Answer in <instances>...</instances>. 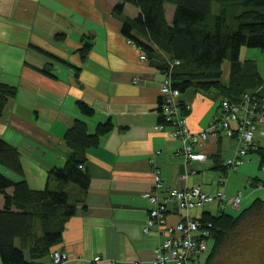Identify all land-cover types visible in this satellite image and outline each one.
<instances>
[{
	"label": "crops",
	"instance_id": "1",
	"mask_svg": "<svg viewBox=\"0 0 264 264\" xmlns=\"http://www.w3.org/2000/svg\"><path fill=\"white\" fill-rule=\"evenodd\" d=\"M116 1L0 0V81L18 88V96L7 105L13 117L7 111L0 116V138L18 146L44 179L50 166L61 165L68 156L63 133L75 118L84 119L89 132L108 118L113 125L97 146L86 150L87 190L68 187L75 212L64 225L62 241L53 247L68 253L64 264H153L161 227L143 229L151 207L146 191L162 196L168 189L198 184L212 195L225 194L191 209L169 201L167 225L185 216L200 219L203 213L238 216L255 198H264V169L254 153L234 167L224 166L237 153L235 136L216 130L199 146L206 159L186 160L181 139L171 134L173 127L157 128L163 74L149 59H140L141 50L121 33L120 18L112 12ZM136 12L125 6L127 15ZM56 31L65 36L56 39ZM82 37L91 44L83 57L78 50ZM248 52L241 48V59ZM252 54L264 78V50ZM221 96L216 90L181 92L180 98L191 103L187 123L192 131L207 127ZM76 100L92 106L93 115L83 116ZM254 142L264 146V122L257 125ZM0 171L21 178L2 166ZM156 172L161 185L154 189ZM36 174L35 180L40 177ZM26 178L33 183L31 176ZM239 191L240 202L233 208L228 201ZM2 198L0 194V207ZM245 220L216 247L210 264H244L240 255L247 253L253 254L251 264H264V222L254 226ZM251 239L255 246L249 250ZM214 241L206 239L193 264H205ZM95 255L101 260L95 261Z\"/></svg>",
	"mask_w": 264,
	"mask_h": 264
},
{
	"label": "trees",
	"instance_id": "2",
	"mask_svg": "<svg viewBox=\"0 0 264 264\" xmlns=\"http://www.w3.org/2000/svg\"><path fill=\"white\" fill-rule=\"evenodd\" d=\"M167 4L172 6L168 16ZM126 5L133 6L137 12L127 15ZM112 12L120 18L121 33L139 47L151 65H155L163 78L170 79L180 92L188 88L216 90L222 95L218 104L222 99L237 103L245 93L254 92L257 103L264 104V78L256 60L241 59L243 47L264 50V0H118ZM64 36L61 31L54 33L56 39ZM82 41L78 48L81 57L91 46L86 38L82 37ZM157 49L166 54L168 63L161 61L160 57H155L153 63ZM225 60L229 63L226 79L222 72ZM17 90L15 84L0 81V114ZM161 99L157 122L164 128L171 126L172 122L166 121L161 113ZM76 104L83 116L93 115L94 108L86 102L76 100ZM184 105L185 101L177 102L183 112ZM112 127L108 118L98 122L89 132L86 121L75 118L63 133L69 154L61 165L47 169L46 184L41 188L29 184L20 148L0 138V166L21 176L14 180L0 171V194L3 197L0 264H48L50 250L62 241L64 225L75 212L68 187L73 185L80 192L87 190L90 174L84 163L86 150L97 146L100 138ZM252 153L257 156L260 168L264 169V146L255 144L249 147L247 155ZM261 180L264 183V179ZM52 182L54 188L49 185ZM8 188L12 189L11 192H7ZM246 217L254 226L264 222V198H255L238 216L221 212L217 216L203 213L200 219L197 218L203 227L209 228L207 239H215L205 264H210L216 247L223 244L232 230L246 221ZM195 256L190 257V264Z\"/></svg>",
	"mask_w": 264,
	"mask_h": 264
},
{
	"label": "built area",
	"instance_id": "3",
	"mask_svg": "<svg viewBox=\"0 0 264 264\" xmlns=\"http://www.w3.org/2000/svg\"><path fill=\"white\" fill-rule=\"evenodd\" d=\"M143 56V55H142ZM144 57V56H143ZM161 85L160 107L166 121L172 122L173 127L171 134L177 136L182 142V153L186 160H203L206 153L199 150V146L203 144L204 138L208 136V131L221 129L224 135L231 136L236 133L238 138L237 156L225 160V164L232 167L238 165L247 156V149L253 146L255 122L264 119V104L257 103L253 93H245L241 101L234 103L227 99H222L219 104L218 118L210 125V129L200 132L192 131L186 124L187 115L180 117L178 113L177 101L174 96L179 94V89L173 87L170 79H163ZM190 103H185V108L189 109ZM157 128L162 129V124H157ZM248 136V137H247ZM264 168V166H263ZM155 185H161V177L158 172L154 175ZM239 197L241 192H237ZM147 197L151 207L148 209V217L143 227L144 231H148L152 227H161L159 230L161 239L154 250L153 264H190V257L206 248V239L210 236L209 228L203 227L198 219L185 216L172 225L165 224L164 213L168 210L169 201H174L179 208L191 209L203 205L207 201L214 198L222 199L225 194L218 191L215 195L203 191L200 185L195 184L184 188L168 189L162 196L155 192L146 191L143 193ZM233 196L228 203L231 207L236 208L238 200L241 197ZM235 205V206H233ZM209 226V224H208ZM68 259V255L55 248L50 250L48 264H64ZM95 261L100 260V255H95Z\"/></svg>",
	"mask_w": 264,
	"mask_h": 264
},
{
	"label": "rangeland",
	"instance_id": "4",
	"mask_svg": "<svg viewBox=\"0 0 264 264\" xmlns=\"http://www.w3.org/2000/svg\"><path fill=\"white\" fill-rule=\"evenodd\" d=\"M170 11H172V6L171 5H169V4H167V16L169 15V12ZM130 42V41H129ZM130 43H132V42H130ZM136 46V45H135ZM155 46V45H154ZM137 47V46H136ZM138 48V50L140 49L139 47H137ZM245 49H247L249 52L248 53H246L245 55H242V56H245V57H242V58H254V57H252V56H255V55H253L252 54V51H260V49H258V48H245ZM141 50V49H140ZM156 52H158L157 53V55H154V61H153V63L155 62V57L157 58V57H160L161 58V61H166V63H168V61H167V56H166V54L165 53H163L160 49L158 50H156ZM143 51L141 50L140 51V54H139V58L140 59H142V60H146V59H148L147 58V56L146 57H143L144 55H143ZM145 54V53H144ZM143 55V56H142ZM260 58V57H259ZM151 61H152V59H151ZM158 61V60H157ZM260 62V61H259ZM260 64V63H259ZM224 65V66H223ZM227 65H228V67H229V63H228V61L227 60H225L224 62H223V64H222V72H227V78H228V69L226 68L227 67ZM262 65V64H261ZM165 78V77H164ZM163 78V79H164ZM224 78V77H223ZM222 78V79H223ZM163 79H161V81L159 82V94H160V96H159V98H162L163 97V94L161 93V85H162V82L164 81ZM225 79V78H224ZM17 93H18V90H17ZM16 93V95L14 96V98L13 99H16V97L18 96V94ZM180 95H181V92H180V90H179V94L177 95V96H174V99H175V101H177V102H179V101H181V102H183V101H185V100H183V99H181L180 98ZM219 95H220V92H219ZM222 97V96H221ZM218 101V100H217ZM185 103H187L186 101H185ZM217 103V102H216ZM8 105V104H7ZM190 105V107H189V109H186L185 108V105H184V108H185V110H184V112L182 111V107H179L178 106V113H180L181 115H180V117H182V116H184V115H187V112H189L190 111V109H191V103L189 104ZM66 106V105H65ZM74 106H75V108H78L77 107V104H76V102H75V104H74ZM10 106H9V108H8V110H7V106L5 107V109L3 110V112H2V114H0V116H2L6 111L8 112V114H9V116H10V118L11 117H13V114H12V112H11V110H10ZM218 108H219V104L217 103V107H216V109H215V111H214V116H213V118H212V120L209 122V124L207 125V127H205V128H203V129H199V130H194V132H200V131H204V130H206V129H210V125L212 124V123H214V121H216L217 120V118H218V115L220 114V112H219V110H218ZM78 110V109H77ZM181 111H182V113H181ZM24 118H28V117H24ZM32 118L31 117H29V120H31ZM12 121L13 122H18L16 119H12ZM260 122H264V119H261V120H258V121H256L255 122V129L254 130H256V128H257V125L260 123ZM186 124L188 125V123H187V119H186ZM86 125H87V123H86ZM154 128H155V125H154ZM216 130H219L221 133H222V135H224V133L221 131V129L219 128V129H216ZM215 130V131H216ZM215 131H208V136H206V138H204V142H205V140L207 139V138H209L210 137V135L211 134H214V132ZM236 133H237V131H236ZM236 133H233L232 135L233 136H236ZM255 133V132H254ZM32 135L34 136V132H32ZM225 136H227V137H232V136H228V135H225ZM248 137V136H247ZM237 138V137H236ZM254 140V139H253ZM237 141H238V138H237ZM254 145H255V143H253ZM201 146V145H200ZM237 152H238V146H237ZM23 156H26V157H28L27 155H23ZM235 156H237V153H236V155ZM234 156V157H235ZM26 157H24V166H25V170H26V172H27V175L28 176H31L32 177V180H33V183H32V181H30V185L32 186V187H34V188H41L42 186L44 187L45 186V184H46V177H47V174H46V172H47V170L45 171V174H44V179H42V177H43V173H41V170L38 168V166L34 163V162H32V163H34V165H36V166H34L32 163H31V161L29 160V159H27ZM206 159V158H205ZM205 159H203V160H205ZM203 160H198V161H203ZM197 161V160H196ZM35 173H37V174H40V177H38L37 176V179L35 180L34 178H33V175L35 174ZM36 174V175H37ZM155 175V174H154ZM40 183V185H38V186H35V185H37V184H39ZM35 184V185H34ZM52 188H54L55 187V184L53 185V182L51 183V184H49ZM234 196H236V197H239V195H238V193H236ZM240 197H241V194H240ZM239 197V198H240ZM235 202H238L239 203V201L238 200H236V198H235ZM233 206H235V205H233ZM254 236V234L252 235L251 234V238ZM229 237H231V234H230V236ZM247 244H248V249L250 248H254V246H255V243H254V239H251V240H248V242H247ZM53 248V247H52ZM57 249V248H56ZM247 249V250H248ZM249 249V250H250ZM247 257V258H246ZM252 257H253V254H252V256H251V254H249V253H247V254H242V255H240V260L241 261H244L243 263L244 264H251L252 263ZM97 261H99V260H97ZM167 264H169V263H167Z\"/></svg>",
	"mask_w": 264,
	"mask_h": 264
}]
</instances>
